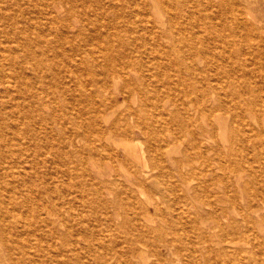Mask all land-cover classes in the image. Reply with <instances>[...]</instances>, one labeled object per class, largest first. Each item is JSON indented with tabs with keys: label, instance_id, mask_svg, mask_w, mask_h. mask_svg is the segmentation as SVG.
I'll use <instances>...</instances> for the list:
<instances>
[{
	"label": "bare ground",
	"instance_id": "obj_1",
	"mask_svg": "<svg viewBox=\"0 0 264 264\" xmlns=\"http://www.w3.org/2000/svg\"><path fill=\"white\" fill-rule=\"evenodd\" d=\"M259 17L264 0H0V264H200L205 227L225 244L208 264H264Z\"/></svg>",
	"mask_w": 264,
	"mask_h": 264
},
{
	"label": "rangeland",
	"instance_id": "obj_2",
	"mask_svg": "<svg viewBox=\"0 0 264 264\" xmlns=\"http://www.w3.org/2000/svg\"><path fill=\"white\" fill-rule=\"evenodd\" d=\"M260 18V19H259ZM258 19L259 20H264V18H262V17H259ZM63 58V57H62ZM64 59V58H63ZM59 94V93H58ZM60 95V94H59ZM58 103H59V108H61L62 109V113H64L65 111H66V105H67V103H66V100L64 101V99H62L60 96H58ZM45 112H47L48 114H53V112L51 111V109H48V110H45ZM62 121H64V118L63 117H58V122H62ZM56 133H58V134H60L61 132L59 131H56ZM214 137L216 138V135H214ZM184 190V189H183ZM182 195H183V199H185V206H187L186 207V209H190V211H191V213H192V217L194 218V216H195V218H196V220H197V217L200 219V218H202V220H204V221H206V222H208V221H210L209 219H207L206 218V216H205V214H204V216L205 217H203V212H202V210H200V209H198V208H193V206H194V204H192V203H190V201H188L189 199H193L194 197H193V193H192V191H190V192H182ZM148 196L150 197V200H151V202H153V203H156L157 201L158 202H161V197H160V194L157 192V193H155V192H148ZM191 197V198H190ZM187 199V200H186ZM187 201V202H186ZM195 200H193V203H195V205H199V202H197V201H195ZM190 206H189V205ZM162 206V209L166 212V214H168L169 213V211H168V209H167V207L166 206H164L163 204L161 205ZM188 206H189V208H188ZM194 210H193V209ZM195 209H197L196 211H195ZM155 209H154V207H152V206H150L149 208H148V211H149V215L153 218V214H155L154 216V219H158V214L157 213H155L156 211H154ZM199 212V213H196V212ZM239 214H241L242 213V210H240V211H237ZM198 215L197 217H196V215ZM199 214H201V215H199ZM236 215V214H235ZM234 215V213H232L231 212V216H235ZM170 218V217H169ZM159 223V222H158ZM208 223H210V222H208ZM150 227H153V225H149ZM206 228V229H205ZM204 229H205V231H207L206 233H207V235H206V237L205 238H203V236L202 237H200L198 240H197V242L199 243H203V244H205V243H207V244H205V245H207V246H209L210 248V250L209 251H206V253H200L199 255H200V257H199V262H200V264H208V263H210V261H214L215 259H216V257H217V255H218V251L217 252H214L215 251V249L216 250H219L220 249V247L221 246H224L225 244H221V246L219 247V248H217L216 246H214L213 245V243L215 244V242L217 241H221L220 239H221V237L219 238V237H215L214 235H212L211 236V234H213L212 233V230L210 231L209 230V228L208 227H205ZM209 230V231H208ZM262 234V235H261ZM212 237V240L210 239V236ZM260 237H261V239L263 238V240H264V233H260ZM201 239V240H200ZM202 239H204V240H202ZM205 239H207V241L205 240ZM232 239H236L237 240V238H232ZM200 240V241H199ZM208 240H209V242H208ZM214 240V241H213ZM223 240V239H222ZM204 241H206L205 243H204ZM210 241H211V243L212 244H209L210 243ZM197 245H199V244H197ZM214 248V249H212V247ZM200 246V245H199ZM198 246V247H199ZM252 248V246L251 245H249V246H247V248L246 249H251ZM212 249V250H211ZM163 252V254L166 252H164V251H162ZM209 254H208V253ZM214 252V253H213ZM211 254L212 255H214L215 257H212L211 256ZM148 255H149V252H148ZM202 255H203V259H202ZM208 255H210V260L208 259V258H206V257H209ZM261 256V255H260ZM263 257H264V255H262ZM214 258V259H213ZM201 259V260H200ZM206 259V260H205ZM208 259V260H207ZM201 261H203V262H201Z\"/></svg>",
	"mask_w": 264,
	"mask_h": 264
}]
</instances>
